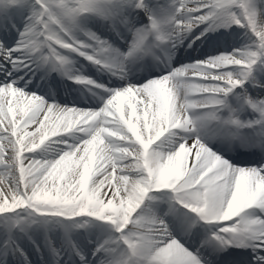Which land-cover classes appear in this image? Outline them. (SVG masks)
<instances>
[{
  "label": "snow or ice",
  "instance_id": "1",
  "mask_svg": "<svg viewBox=\"0 0 264 264\" xmlns=\"http://www.w3.org/2000/svg\"><path fill=\"white\" fill-rule=\"evenodd\" d=\"M0 264H264V0H0Z\"/></svg>",
  "mask_w": 264,
  "mask_h": 264
}]
</instances>
